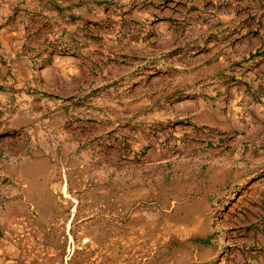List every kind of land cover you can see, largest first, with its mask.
Listing matches in <instances>:
<instances>
[{"label": "rangeland", "instance_id": "1", "mask_svg": "<svg viewBox=\"0 0 264 264\" xmlns=\"http://www.w3.org/2000/svg\"><path fill=\"white\" fill-rule=\"evenodd\" d=\"M0 264H264V0H0Z\"/></svg>", "mask_w": 264, "mask_h": 264}]
</instances>
